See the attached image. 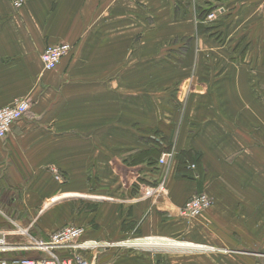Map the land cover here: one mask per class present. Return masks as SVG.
<instances>
[{
  "label": "crops",
  "instance_id": "crops-1",
  "mask_svg": "<svg viewBox=\"0 0 264 264\" xmlns=\"http://www.w3.org/2000/svg\"><path fill=\"white\" fill-rule=\"evenodd\" d=\"M259 1L0 0V107L29 103L0 141V227L83 225L89 264H264V25H243ZM201 191L211 206L180 216Z\"/></svg>",
  "mask_w": 264,
  "mask_h": 264
},
{
  "label": "built area",
  "instance_id": "built-area-1",
  "mask_svg": "<svg viewBox=\"0 0 264 264\" xmlns=\"http://www.w3.org/2000/svg\"><path fill=\"white\" fill-rule=\"evenodd\" d=\"M26 0H9L15 9L23 6ZM222 8H217L207 14L208 19L216 17ZM70 50L69 43L58 42L46 45L40 54V61L44 70L54 69L60 59ZM26 99L16 100L12 105L0 107V141L6 136L11 126L21 119L28 110ZM170 153H163L159 158L161 164L171 159ZM188 168L194 170V164ZM57 180H61L58 175ZM164 179L159 181L156 191L164 190ZM212 202L205 192L193 194L179 209V214L185 218H193L202 213ZM10 226L0 227V254L13 253L9 258H0V264H89L79 255L80 250H87L91 243L82 241L86 232L83 225L68 223L55 229L48 239H37L29 231V226H22L17 221L8 219ZM36 253L39 255H21L18 253Z\"/></svg>",
  "mask_w": 264,
  "mask_h": 264
},
{
  "label": "rangeland",
  "instance_id": "rangeland-1",
  "mask_svg": "<svg viewBox=\"0 0 264 264\" xmlns=\"http://www.w3.org/2000/svg\"><path fill=\"white\" fill-rule=\"evenodd\" d=\"M209 13V12H208ZM207 13V14H208ZM249 15V14H248ZM247 15V17H245V23H247V24H243V25H246V26H248V27H255V28H260L262 25H264V0H260L259 2H258V6H257V8L252 12V16L250 17V16H248ZM242 31L243 30H241V31H239V29H235V30H232L231 31V35L233 36V35H240L241 33H242ZM233 42V40H229L228 42H225V45L227 46V45H230V43H232ZM214 46H219L218 44H214ZM69 52V51H68ZM161 90H164V91H168L169 89H165V88H162ZM165 126H169V122L167 123V122H161V124L160 125H157V126H146V127H144L143 128V130H144V132H145V135L147 136V139H148V137H151V138H159L160 136H157L156 135V131H155V129H157L158 127L159 128H164ZM142 130V129H141ZM160 139V138H159ZM172 140H173V137L171 138V145H172ZM166 143V142H165ZM168 145V144H167ZM171 145H168V146H166V149H164L163 151H162V153L161 154H163V153H170L171 155H172V157L174 156V151L172 150V149H170V147H171ZM162 156V155H161ZM160 156V157H161ZM186 160V159H185ZM159 162V161H158ZM160 163V162H159ZM186 163H187V160H186ZM190 165V164H189ZM188 165V166H189ZM187 166V167H188ZM189 170V169H188ZM192 170V169H191ZM195 170V169H194ZM184 174H186V172L184 173ZM164 179V178H163ZM159 185V184H158ZM163 185H164V187H165V181H163ZM156 190V189H155ZM201 192H203V191H201ZM205 193L208 195V193L205 191ZM195 194H197V193H195ZM192 196V195H191ZM190 196V197H191ZM189 197V198H190ZM188 198V199H189ZM187 199V200H188ZM186 200V201H187ZM212 200V199H211ZM186 201L183 203V205L186 203ZM211 204H212V202L210 203V205L207 207V208H209L210 206H211ZM183 205L181 206V207H183ZM180 207V208H181ZM179 208V209H180ZM206 208V209H207ZM2 209L5 211V212H7V213H11V209H9V208H4V207H2ZM205 209V210H206ZM204 210V211H205ZM203 211V212H204ZM179 212V211H178ZM202 212V213H203ZM202 213H200L199 215H197L196 217H193V218H190V219H196V218H198ZM180 215V214H179ZM181 216V215H180ZM185 218V217H184ZM187 219H189V218H187ZM25 254L24 255H26V256H28V255H34V256H38L39 255V252H36V253H29V252H24ZM0 257H2V254H1V256Z\"/></svg>",
  "mask_w": 264,
  "mask_h": 264
},
{
  "label": "trees",
  "instance_id": "trees-1",
  "mask_svg": "<svg viewBox=\"0 0 264 264\" xmlns=\"http://www.w3.org/2000/svg\"><path fill=\"white\" fill-rule=\"evenodd\" d=\"M186 158H187V155H186ZM184 161H186V160H184Z\"/></svg>",
  "mask_w": 264,
  "mask_h": 264
}]
</instances>
